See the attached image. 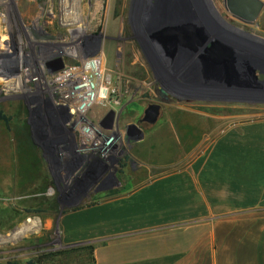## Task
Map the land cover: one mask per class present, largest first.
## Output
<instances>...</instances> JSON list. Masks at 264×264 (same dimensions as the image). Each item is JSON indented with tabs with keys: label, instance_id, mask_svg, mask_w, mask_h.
Here are the masks:
<instances>
[{
	"label": "rangeland",
	"instance_id": "374dc122",
	"mask_svg": "<svg viewBox=\"0 0 264 264\" xmlns=\"http://www.w3.org/2000/svg\"><path fill=\"white\" fill-rule=\"evenodd\" d=\"M0 24L8 37L0 49V263L70 250L78 244L63 241L58 210L97 199L103 187L175 171L222 132L264 118V9L245 24L225 0H0ZM184 24L197 25L204 47L214 43L233 62V80L195 65L204 47L196 52L183 40ZM96 59L103 72L87 67ZM20 71H29L26 82ZM86 75L99 98L71 115L65 96L79 92ZM159 88L171 102L155 125L142 126L145 138L130 143L127 126L157 102ZM110 110L116 122L106 129ZM90 156L98 172L76 190ZM45 199L57 208L7 228L3 211L17 209V221Z\"/></svg>",
	"mask_w": 264,
	"mask_h": 264
},
{
	"label": "crops",
	"instance_id": "0c3cea01",
	"mask_svg": "<svg viewBox=\"0 0 264 264\" xmlns=\"http://www.w3.org/2000/svg\"><path fill=\"white\" fill-rule=\"evenodd\" d=\"M111 189L58 210L63 241L94 244L95 264H264V118L175 171Z\"/></svg>",
	"mask_w": 264,
	"mask_h": 264
},
{
	"label": "water",
	"instance_id": "95a60500",
	"mask_svg": "<svg viewBox=\"0 0 264 264\" xmlns=\"http://www.w3.org/2000/svg\"><path fill=\"white\" fill-rule=\"evenodd\" d=\"M225 3L228 11L235 18L245 24H254L264 9L263 0H225ZM180 35L196 52L200 50V47H204L207 43L206 37L195 24H184L180 28ZM36 37L39 36L36 34ZM259 40L264 41V39L261 38H259ZM195 65L200 66L208 73L218 74L233 80V62H230L224 52L220 51L214 43H212L211 47H204V51L199 54ZM157 98V102L151 104L145 110L144 121L148 122L150 125H155L159 121L162 103L171 102V96L160 88L158 89ZM115 118V111L110 110L101 122V125L106 129H112ZM126 130L127 140L130 143L140 142L144 139V132L137 124H129ZM110 142L111 140H109V143Z\"/></svg>",
	"mask_w": 264,
	"mask_h": 264
},
{
	"label": "trees",
	"instance_id": "16d2710c",
	"mask_svg": "<svg viewBox=\"0 0 264 264\" xmlns=\"http://www.w3.org/2000/svg\"><path fill=\"white\" fill-rule=\"evenodd\" d=\"M2 119H6L5 117H1ZM51 206H54V208H57V203H53L48 200H44V203L42 206H39L36 210H24L25 213L22 214V216H19V219L17 221H12L10 218L14 213H17V209H10L7 211H3V219H7V228H11L14 226V222L18 223L26 217V215H38L40 212H50ZM53 212H57L54 210ZM14 220L15 218L12 217ZM11 218V219H12ZM10 220V221H9ZM95 245L94 244H80L77 245L70 250H64V251H57L53 253H47V254H41L36 259H30L24 264H95ZM0 264H20L19 262L9 261L6 263H0Z\"/></svg>",
	"mask_w": 264,
	"mask_h": 264
},
{
	"label": "built area",
	"instance_id": "2783aa9c",
	"mask_svg": "<svg viewBox=\"0 0 264 264\" xmlns=\"http://www.w3.org/2000/svg\"><path fill=\"white\" fill-rule=\"evenodd\" d=\"M66 77V76H65ZM87 77H88V80L86 81V80H84V78H82V82H81V84L80 85H77V86H75V90L76 89H80V91L79 92H68L67 94H66V96H65V98H66V102L68 103V104H66V105H63L64 106V109L65 110H68V112L71 114V115H75L76 113H78V114H82V113H85L87 110H89V108L94 104V102H96L97 100H98V94H99V92L98 91H95L94 92V89H93V85H92V83H91V78H92V76H85V78L87 79ZM84 83H90L91 85H92V88H91V90H90V92L93 94V96H94V99L92 100V101H86V99L88 98V96L87 95H83V94H85V91H83V88H82V85L84 84ZM107 91V90H106ZM105 91V92H106ZM107 95V94H106ZM106 98H107V96H106ZM105 98V99H106ZM83 102H86V105H85V107L82 109V110H80V105L83 103ZM85 132L86 133H90V130H88V129H86L85 130ZM94 133V136H96L95 135V132L93 131L92 132V134ZM93 136V138L95 139V137ZM100 138V137H99ZM112 139V138H111ZM111 139H109V140H111ZM109 140H108V144H109ZM98 144H100L99 142H95V145L94 146H92V147H97L98 148ZM94 160H96V158H93V157H87L86 158V161H87V167H88V164H89V162H91V161H94Z\"/></svg>",
	"mask_w": 264,
	"mask_h": 264
},
{
	"label": "flooded vegetation",
	"instance_id": "af4514ba",
	"mask_svg": "<svg viewBox=\"0 0 264 264\" xmlns=\"http://www.w3.org/2000/svg\"><path fill=\"white\" fill-rule=\"evenodd\" d=\"M59 64V63H58ZM61 65V64H60ZM29 72V71H28ZM28 74V73H27ZM28 78H29V74H28ZM84 85V84H83ZM151 105V104H150ZM149 105V106H150ZM148 106V107H149ZM162 107H161V112H162V109H163V104L161 105ZM147 107V108H148ZM146 108V109H147ZM161 116V115H160ZM144 117H145V112H144V115H143V117L141 118V119H139V121H138V123H135V124H137L141 129H142V131L144 132V129H143V125H149V126H153V125H150L148 122H145L144 121ZM115 122H116V119H115V121H114V124H115ZM144 138H145V132H144ZM111 139V138H110ZM111 143H112V139H111V142L109 143V144H105V147H111L112 145H111ZM137 143H139V142H135L134 144H137ZM98 166H99V164H98V160H94V161H91V162H89V164H88V170L82 175V179H80L78 182H77V185L75 186V189L76 190H81V189H83V184L82 183H84V181H86L87 179V176L89 175V176H94L97 172H98ZM64 198H66V197H64ZM67 199V198H66ZM51 212H40L39 214H38V216H40V217H45V215H48V214H50Z\"/></svg>",
	"mask_w": 264,
	"mask_h": 264
},
{
	"label": "bare ground",
	"instance_id": "6f19581e",
	"mask_svg": "<svg viewBox=\"0 0 264 264\" xmlns=\"http://www.w3.org/2000/svg\"><path fill=\"white\" fill-rule=\"evenodd\" d=\"M68 1L69 0H64V4H67L68 3ZM66 6V5H65ZM74 11V10H73ZM71 13V12H70ZM73 13V12H72ZM77 15V14H76ZM80 16V15H79ZM77 17V16H76ZM70 18V17H69ZM73 18V17H72ZM74 18H75V15H74ZM73 18V19H74ZM67 19V18H66ZM71 19V18H70ZM2 20V19H1ZM1 25V24H0ZM1 31V30H0ZM4 37L5 36H3L2 34H0V49L1 48H6L5 46H3L4 44L6 45L7 44V39L6 38H8V37H5V39H4ZM8 45V44H7ZM104 62L105 61H101L100 62V60L99 59H96V60H93V61H90L89 63H87V67L88 68H90V69H92V70H94V71H98L100 68V70H101V72H103V69H104ZM1 68H2V66H1ZM87 68V69H88ZM19 69H21V68H19ZM86 70V69H85ZM105 70V69H104ZM27 72L28 71H20V73H19V76H20V78L21 77H24L23 78V80H25V82H26V80H27V78L28 77H26V74H27ZM28 76V75H27ZM90 87H92V85L90 84V83H88L85 87H82V88H86V90H89L90 89ZM100 92V91H99ZM89 97H90V99H92L94 96L93 95H91V94H87ZM83 106V105H82ZM82 108V107H81ZM113 143H111V145H112Z\"/></svg>",
	"mask_w": 264,
	"mask_h": 264
}]
</instances>
